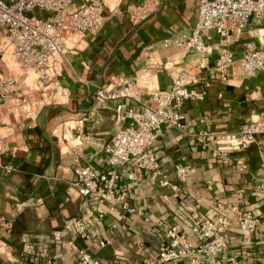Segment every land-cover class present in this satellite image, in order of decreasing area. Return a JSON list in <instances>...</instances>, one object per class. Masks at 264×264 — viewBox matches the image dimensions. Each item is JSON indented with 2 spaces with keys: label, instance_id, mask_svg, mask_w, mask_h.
<instances>
[{
  "label": "crops",
  "instance_id": "0c3cea01",
  "mask_svg": "<svg viewBox=\"0 0 264 264\" xmlns=\"http://www.w3.org/2000/svg\"><path fill=\"white\" fill-rule=\"evenodd\" d=\"M84 1L72 0L71 6ZM138 1L104 0L101 29L68 40L60 73L48 86L52 100L39 106L34 93L26 106L30 112L19 108L1 113L0 130L7 145L3 162L15 170L0 168V264H41L51 255L55 264H84L80 249L97 264H145L159 250L164 225L177 226L197 243L202 238L192 230L193 224L217 216L226 223V247L218 256L221 263L235 259L240 264H264V193L256 188L264 177V167L260 168L264 129L247 147L225 149L222 155L213 154L217 142L198 137L201 132H236L251 121L264 126V68L245 74L235 63L223 80L215 67L223 50L239 60L246 42L264 48V23L252 16L242 29L227 34L204 30L206 60L200 67L194 52L164 44L165 38L181 39L191 33L197 0H160L148 17L133 23L127 5ZM120 74L139 81L145 104H152L147 90L169 89L177 74L196 78L190 87L202 93V98L178 106L182 126L162 125L153 144L161 169L173 181H177L176 164L190 166L188 177L176 182L177 191L150 182L146 174L141 180L125 178L133 169L131 162L116 166L123 175L121 185L131 186L127 201L133 210L84 201L72 170L77 164L98 171L109 168L105 145L128 120L118 122L110 109L88 115L82 122L78 119L89 111L96 88ZM124 106L139 108L132 101ZM240 161L247 164L245 170L237 167ZM238 209L262 220L246 256L241 253ZM72 217L86 222L87 236L74 239L67 232L53 240L52 231ZM25 241L35 246V254L23 252ZM164 264L188 262L178 259Z\"/></svg>",
  "mask_w": 264,
  "mask_h": 264
},
{
  "label": "built area",
  "instance_id": "2783aa9c",
  "mask_svg": "<svg viewBox=\"0 0 264 264\" xmlns=\"http://www.w3.org/2000/svg\"><path fill=\"white\" fill-rule=\"evenodd\" d=\"M71 2L72 0H0V64L5 68L0 70V115L4 111L13 112L19 108L30 112V107L26 106L34 93H37L38 105L44 104L48 86L60 73L68 40L76 35H93L101 29L104 0H85L77 7H72ZM159 2L160 0H139L128 4L130 21L137 23L144 20L157 8ZM34 11H41L46 15H38ZM252 16L260 18L264 23V0H197V20L191 33L181 39L165 38L164 44L194 52L202 67L206 60L202 32L215 29L220 34H227L240 30ZM9 60L16 67L10 65ZM235 63L245 74L264 68V48L246 42L244 54L239 60H235L230 51H221L215 66L221 79L228 78L229 69ZM195 81L196 78L187 79L182 74H177L169 89L147 90L152 104L143 103V88L135 77L120 74L96 88L89 111L78 122L103 109L112 110L118 122H128L118 126L105 145L109 166L107 170L98 171L83 164L73 167L74 185L84 201L108 203L112 209L133 210L127 201L131 186L121 185L123 175L116 170V166L129 162L133 169L126 173L125 178L141 180L146 174L150 182L169 187L174 192L178 190L176 182L188 177L190 166L176 164L174 174L177 181H173L161 169L153 144L162 125L182 126L183 115L177 109L181 103L202 98L201 92L190 87ZM127 101L134 102L139 108H126L124 105ZM263 129L262 122L251 121L241 125L236 132H201L198 137L201 141L217 142L219 146L213 154L222 155V150L225 149L247 147ZM6 152L7 145L0 130V168L11 172L15 170L14 166L3 162ZM237 167L245 170L247 164L240 161ZM263 167L262 148L260 168ZM256 188L264 193V177L259 179ZM98 212L101 213L102 210ZM236 220L241 235V253L246 256L250 254L253 233L262 220L242 209L236 210ZM225 227L222 216L214 219L199 218L192 230L200 234L202 240L194 243L177 226L164 225L159 250L145 264H164L178 259L186 260L188 264H222L218 256L226 247ZM67 232L74 239H83L87 236V224L82 218H68L60 229L52 231L51 237L59 240ZM22 250L29 255L35 254V246L27 241L23 242ZM79 252L82 263L97 264V260L88 252L82 249ZM230 263L240 264L235 259H231ZM41 264H55V256L47 257Z\"/></svg>",
  "mask_w": 264,
  "mask_h": 264
},
{
  "label": "rangeland",
  "instance_id": "374dc122",
  "mask_svg": "<svg viewBox=\"0 0 264 264\" xmlns=\"http://www.w3.org/2000/svg\"><path fill=\"white\" fill-rule=\"evenodd\" d=\"M9 64L16 67V64L14 62H12V60H9ZM50 100H52V97L47 92V94L44 96V101L47 102V101H50Z\"/></svg>",
  "mask_w": 264,
  "mask_h": 264
}]
</instances>
